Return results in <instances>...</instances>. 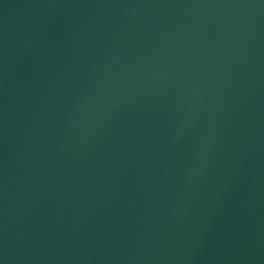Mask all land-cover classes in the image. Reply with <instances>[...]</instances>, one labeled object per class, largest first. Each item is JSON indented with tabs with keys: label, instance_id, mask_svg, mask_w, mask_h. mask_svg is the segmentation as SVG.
I'll use <instances>...</instances> for the list:
<instances>
[{
	"label": "water",
	"instance_id": "1",
	"mask_svg": "<svg viewBox=\"0 0 264 264\" xmlns=\"http://www.w3.org/2000/svg\"><path fill=\"white\" fill-rule=\"evenodd\" d=\"M0 264H264V0H0Z\"/></svg>",
	"mask_w": 264,
	"mask_h": 264
}]
</instances>
